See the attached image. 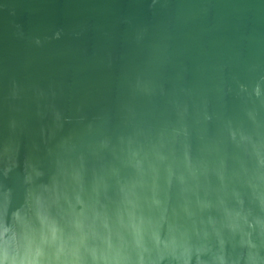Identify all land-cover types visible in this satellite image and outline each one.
<instances>
[{"label": "water", "instance_id": "obj_1", "mask_svg": "<svg viewBox=\"0 0 264 264\" xmlns=\"http://www.w3.org/2000/svg\"><path fill=\"white\" fill-rule=\"evenodd\" d=\"M0 264H264V0H0Z\"/></svg>", "mask_w": 264, "mask_h": 264}]
</instances>
